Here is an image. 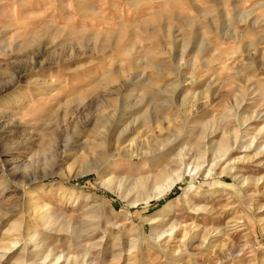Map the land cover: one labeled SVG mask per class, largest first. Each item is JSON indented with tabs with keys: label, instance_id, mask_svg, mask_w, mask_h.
Returning a JSON list of instances; mask_svg holds the SVG:
<instances>
[{
	"label": "rangeland",
	"instance_id": "rangeland-1",
	"mask_svg": "<svg viewBox=\"0 0 264 264\" xmlns=\"http://www.w3.org/2000/svg\"><path fill=\"white\" fill-rule=\"evenodd\" d=\"M259 151L264 0H0V264H264Z\"/></svg>",
	"mask_w": 264,
	"mask_h": 264
},
{
	"label": "bare ground",
	"instance_id": "bare-ground-1",
	"mask_svg": "<svg viewBox=\"0 0 264 264\" xmlns=\"http://www.w3.org/2000/svg\"><path fill=\"white\" fill-rule=\"evenodd\" d=\"M256 139V138H254ZM258 144V141L252 142V145L249 146V149H253V147L256 148ZM229 147V146H228ZM223 149L222 151H230V149H224V147H222ZM231 148V146H230ZM247 148V149H248ZM254 148V149H255ZM232 149V148H231ZM254 151V150H253ZM224 153V152H223ZM264 152H257L256 155L257 157L262 155ZM222 154V153H221ZM220 154V155H221ZM226 153L224 154L225 157ZM213 166V165H212ZM211 170V169H210ZM183 173V172H182ZM189 173V172H188ZM191 173V172H190ZM199 173V172H198ZM176 175V174H175ZM173 177V176H172ZM253 179V178H252ZM251 179V180H252ZM182 180V176L179 175L175 178H166L165 180L162 179V181H158L155 185L152 191H143V188H139L138 184L136 186H134L135 188L131 189L130 191H128L127 195H126V199H130L132 202L136 203V202H151L152 200H156L159 198H163L165 196H167L171 191H173V189L176 187V185ZM257 181V180H256ZM255 181V182H256ZM248 182V181H247ZM264 182V179L262 178L260 180V183ZM105 185H111L114 184V180L110 179L108 181L105 182ZM121 185V184H120ZM259 185V184H258ZM114 188V187H113ZM120 189V187H119ZM189 200V199H188ZM188 207V206H187ZM153 222V221H152ZM156 233V232H154ZM158 233V232H157ZM161 234V233H160ZM157 235V234H156ZM166 235V234H165ZM175 235V231L172 232V234L169 236L170 239H173ZM160 237H158L157 239H160ZM58 261V260H57Z\"/></svg>",
	"mask_w": 264,
	"mask_h": 264
}]
</instances>
